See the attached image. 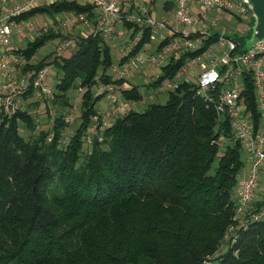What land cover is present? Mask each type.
Masks as SVG:
<instances>
[{"label":"trees","instance_id":"trees-1","mask_svg":"<svg viewBox=\"0 0 264 264\" xmlns=\"http://www.w3.org/2000/svg\"><path fill=\"white\" fill-rule=\"evenodd\" d=\"M173 1L164 2L165 11L173 9ZM92 9L78 0H59L15 20L38 14L55 21L64 13L90 16ZM252 24L250 17L248 32L229 35L237 52L246 51ZM126 27L132 38L139 30ZM144 32L131 55L150 41L149 29ZM217 36L171 57L151 85L173 77ZM58 37L46 29L13 51L24 59L21 72L32 73L30 82L48 66L60 77L48 129H39L35 117L19 107L9 118L0 112V264H210L216 255L218 264H264V220L236 213L234 189L245 163L230 123L218 119L193 83H182L164 104L129 108L85 151L82 136L93 123L96 103L106 96V89L93 94L96 84L113 85L129 103L143 97L136 86L121 88L124 80L111 79L110 48L95 34L76 37L67 57L48 61L47 55L33 63L38 50ZM78 88L84 90L80 122L65 142L68 94ZM34 92L30 85L22 96ZM255 101L246 71L239 103L259 129ZM263 204L251 207L256 211Z\"/></svg>","mask_w":264,"mask_h":264},{"label":"built area","instance_id":"built-area-1","mask_svg":"<svg viewBox=\"0 0 264 264\" xmlns=\"http://www.w3.org/2000/svg\"><path fill=\"white\" fill-rule=\"evenodd\" d=\"M41 2L42 0H21L10 5L9 0H0V112L8 118L18 109L15 99L22 96L30 85L47 101L51 114H54L51 105L54 100V85L49 68L40 69L30 82L32 73H22L21 69L15 70L14 67L25 63L23 57L13 52L8 53V47L13 45V33L21 39L34 38L36 28L33 25L27 29L21 28L15 18L40 6ZM154 2L155 0H86L85 3L93 6L90 16L87 13H64L67 18H73L78 34L72 38L58 39L59 42L56 41L54 47L58 52L56 56L63 49L74 47L78 36L95 34L107 43L115 36L124 34L126 42L122 49L123 60L120 59L117 66L109 68L111 79L123 81L134 74L143 76L150 72L155 75L156 71H161L170 62L171 57L200 49L202 41L212 35L209 32L210 26L215 25L217 20L211 17L214 12L243 17L248 25L251 17L242 0H174L172 11L156 20L152 17ZM64 14L58 15V18L62 19ZM207 23L209 27L204 29ZM126 24L139 27L133 38L132 29L127 31L128 34L120 32L119 27H126ZM145 29H149L150 41L131 55ZM193 35L197 37L192 38ZM229 35L225 30L218 33L215 43L202 54L188 60L173 77L162 81L156 88V93L173 92L182 83H193L195 94L212 105L218 119L230 123L248 165L246 175L237 180L234 189L236 213L252 220H264V204L256 211L251 207L264 170V40L244 52H237V44ZM246 71L251 73L253 80L261 123L259 129H255L251 113L239 103ZM193 77L196 81L192 80ZM105 89L107 98L97 108L88 133L82 136V142L88 147H91L94 138H100L130 108V103L116 94L113 85H107ZM237 215V221L245 223Z\"/></svg>","mask_w":264,"mask_h":264},{"label":"rangeland","instance_id":"rangeland-1","mask_svg":"<svg viewBox=\"0 0 264 264\" xmlns=\"http://www.w3.org/2000/svg\"><path fill=\"white\" fill-rule=\"evenodd\" d=\"M18 1L20 2V0ZM50 1L51 0H42L41 5H46V3H49ZM53 1H58V0H53ZM78 1L81 3L86 2V0H78ZM170 1L172 0H155L153 6L157 5L158 10L154 11V7L152 6L153 10H151V12L154 11V13L152 14V17L158 20L168 15L169 14L168 12L170 11H167V10H166L167 12L165 11L164 2H170ZM66 14L70 15L71 13H66ZM45 17H46L45 15H38V14L32 17V22H33L32 24H34V27L36 28V32L33 35V37L35 38L40 33L44 32L46 29H53L54 32L59 33L61 37H58L57 39H53L47 42L42 48H40L32 60L33 63L37 62L42 57H45L47 55H50V58L48 61H51L54 57H56L58 53L56 50H54L55 45L57 44V42H59L57 40L72 38L78 34L77 25L75 21L72 20L73 18L70 19L69 16L67 18L66 15L64 14L62 19H59L58 16H56L55 17L56 20L53 21L51 20L50 17L48 16L47 18ZM211 17L217 19L215 25L210 26L209 32L212 34L220 33L222 30H225L226 33L230 35H233V34L243 35L249 31V25L247 24V20L243 17H237V15H231V14L222 13V12L219 14L213 13ZM207 27H209V23H207V26H205L204 29H206ZM119 30L122 33L126 32V34H128V32L131 31V29H128L125 26L119 27ZM125 42H126V37L124 36V34L118 37L115 36L111 41L107 42L110 48L112 60L114 62L113 65L115 66L119 64L118 62L121 59L122 49H123ZM73 50H74L73 47L63 49L59 55L67 57L73 52ZM14 67H15V70H19L21 69L22 66H14ZM48 68L51 74L53 85L55 86L56 81L60 77V75L57 73L56 69L53 66H48ZM160 75H161V71H156L155 75H153L152 72L146 73V75H143V76H137L134 74L132 75L131 78L124 80L125 84L121 88H123L124 86L125 87L136 86L138 88V92L143 97L142 102L140 103L139 102L130 103V109L135 110V111H144L152 103L164 104L167 101L168 93L163 92V93L157 94L156 88H154L151 85L152 82L156 80V77ZM0 79H1V74H0ZM192 80L196 81V78L193 77ZM104 89L105 87L102 86L101 84H96L93 88V94L97 95L103 92ZM83 92L84 90L79 91L78 89H74L68 94V96L70 97V101L72 103V107L69 109V113L67 114V118H66L68 127L66 130L65 142L68 141L69 137L74 133V130L77 128L80 122V105H81V96ZM116 94L120 95L119 90H116ZM106 98H107L106 96L102 97L100 101L96 103V107L99 108L101 105H103ZM15 102L17 103L20 109L29 112L35 117V121L39 129L41 128L48 129V127L52 125V117H54L55 108H54V114H49L50 116H47V112H46L47 110L46 107H48L47 101L44 98H42L37 92H34L32 96L29 98L28 97L24 98L23 96H19L18 98L15 99ZM22 127L20 129V133L21 135L26 137L27 132ZM83 149L86 151L89 149V147L84 144ZM242 159L244 160L245 165L242 168L240 176L245 170V167L247 164L246 156L244 153H242ZM262 178H264V172L261 174V181L258 184L255 201L259 198H264V180H262ZM255 201H253L252 203L253 207H254ZM223 251H225V248H223L222 252ZM215 257L210 262V264H218V261L215 260Z\"/></svg>","mask_w":264,"mask_h":264},{"label":"water","instance_id":"water-1","mask_svg":"<svg viewBox=\"0 0 264 264\" xmlns=\"http://www.w3.org/2000/svg\"><path fill=\"white\" fill-rule=\"evenodd\" d=\"M248 7L253 24L250 28V38L246 41V50L264 40V0H242Z\"/></svg>","mask_w":264,"mask_h":264},{"label":"crops","instance_id":"crops-1","mask_svg":"<svg viewBox=\"0 0 264 264\" xmlns=\"http://www.w3.org/2000/svg\"><path fill=\"white\" fill-rule=\"evenodd\" d=\"M17 2H19V1L18 0H9L10 5H13V4L17 3ZM53 2H55V1L51 0L49 3H46V4H51ZM155 10H158L157 5L155 6ZM214 13L219 14V12H214ZM45 18H47V16ZM18 23H19V26H21V28H24V29H27L28 26H30V25L34 26V24H32L33 23L32 22V17L30 19H27L26 21H21V22H18ZM28 41H30V40L21 39V38H19L18 35L13 33V45L11 47H8V50H9L8 53L16 51L18 49H23L25 47L24 45H26L25 43L28 42ZM0 81H1V79H0ZM247 167H248V165L246 164L245 170L243 171L241 176H239L240 178H242V177H244L246 175ZM263 172H264V170H263ZM262 180H264V178H262ZM256 202L259 203V204H263L264 203V198H259V199H257L255 201V203Z\"/></svg>","mask_w":264,"mask_h":264}]
</instances>
